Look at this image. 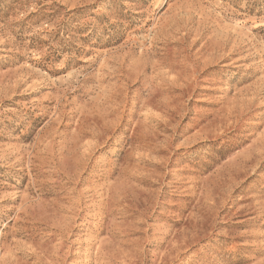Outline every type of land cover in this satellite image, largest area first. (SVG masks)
Segmentation results:
<instances>
[{
	"label": "rangeland",
	"instance_id": "374dc122",
	"mask_svg": "<svg viewBox=\"0 0 264 264\" xmlns=\"http://www.w3.org/2000/svg\"><path fill=\"white\" fill-rule=\"evenodd\" d=\"M0 264H264V0H0Z\"/></svg>",
	"mask_w": 264,
	"mask_h": 264
}]
</instances>
